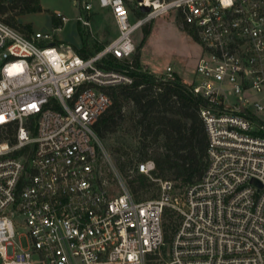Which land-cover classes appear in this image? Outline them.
Returning <instances> with one entry per match:
<instances>
[{
  "label": "built area",
  "instance_id": "obj_1",
  "mask_svg": "<svg viewBox=\"0 0 264 264\" xmlns=\"http://www.w3.org/2000/svg\"><path fill=\"white\" fill-rule=\"evenodd\" d=\"M78 8L88 31L108 11L115 37L75 50L0 19V264H155L165 211L177 223L166 264H264V0H142L139 16L125 0ZM170 13L200 47L185 84L207 135L206 169L181 192L151 160L123 174L96 132L111 91L132 84L136 32ZM134 174L158 183L156 198L135 200Z\"/></svg>",
  "mask_w": 264,
  "mask_h": 264
},
{
  "label": "trees",
  "instance_id": "obj_2",
  "mask_svg": "<svg viewBox=\"0 0 264 264\" xmlns=\"http://www.w3.org/2000/svg\"><path fill=\"white\" fill-rule=\"evenodd\" d=\"M78 2L81 3L82 0ZM41 12L43 9L40 0H0V19L18 31L26 27L17 22L18 17ZM53 16L55 17L54 14ZM146 37L148 32L144 31V38ZM82 45L88 47L87 41L82 40ZM101 47L102 45L99 46ZM138 59L139 53L136 52L131 72L132 84L111 91L113 104L98 122L96 132L101 137L107 129H113L114 124L107 120V115L115 107L120 108L122 102L130 101L136 117L132 128L140 130L142 141L139 161H153L156 177L165 178L172 173L187 185L193 184L201 179L207 166V135L199 115L204 102L177 75L163 81L161 76L143 71ZM149 148L150 154L147 152ZM126 167L125 164H120L122 172H125ZM128 185L136 201L144 199V194L151 186L148 179L139 174H134ZM176 228V220L169 211H165L163 247L169 245ZM156 256L151 259L156 260Z\"/></svg>",
  "mask_w": 264,
  "mask_h": 264
},
{
  "label": "rangeland",
  "instance_id": "obj_3",
  "mask_svg": "<svg viewBox=\"0 0 264 264\" xmlns=\"http://www.w3.org/2000/svg\"><path fill=\"white\" fill-rule=\"evenodd\" d=\"M127 7L136 13V6L142 0H125ZM169 1V0H160ZM78 0H40L43 8L42 13L31 14L25 19L30 22L27 26L19 31L25 36H30L34 32L51 34L52 42L57 44L70 45L77 50L82 45V40H86L93 48L99 47L109 42L115 37L117 31L108 11H99L91 15V27L88 30L76 21L80 12ZM53 14H60L67 19V22L60 25L59 21ZM139 16V15H137ZM55 19V25H53ZM24 26V25H23ZM60 27L59 31L55 28ZM144 31L148 32V37L144 38ZM182 29L178 27L176 16L173 13L160 16L143 25L134 36L136 44V52L139 53V65L143 71L154 72L161 71L170 66L175 75L188 82L191 81L196 59L200 54V47L194 44ZM136 54V53H135ZM135 59V55L133 61ZM144 63V65H143ZM148 68H146V67ZM135 109L129 101L122 102L120 108L115 107L107 116V120H111L114 124L113 129H107L101 135V140L107 152L113 159L116 166L120 169V164H125L127 168H133L140 160V147L142 145L140 130H134L132 126L136 121ZM148 154L151 148L148 149ZM121 171V170H120ZM122 172V171H121ZM124 174V172H122ZM157 180H168L172 182L177 192H181L187 185L182 179H177L170 173L165 178L156 177ZM151 184L144 199H153L158 195V183L148 180ZM153 197V198H152ZM21 233H24L21 231ZM15 242L22 249L27 248V242L24 237H17ZM160 253L157 254L155 264H166L168 256L166 254L168 246L162 247ZM34 264H37L36 259Z\"/></svg>",
  "mask_w": 264,
  "mask_h": 264
},
{
  "label": "crops",
  "instance_id": "obj_4",
  "mask_svg": "<svg viewBox=\"0 0 264 264\" xmlns=\"http://www.w3.org/2000/svg\"><path fill=\"white\" fill-rule=\"evenodd\" d=\"M43 9V8H42ZM44 11V10H43ZM42 13V12H41ZM29 15H31V14H28V15H23V16H20V17H18L17 18V22L19 23V24H21V25H24V26H30L31 27V25H30V22L29 21H27L26 19H25V17H27V16H29ZM186 37H188V36H186ZM189 38V37H188ZM190 39V38H189ZM191 40V39H190ZM192 41V40H191ZM193 42V41H192ZM194 44H196L195 42H193ZM143 65H144V63H143ZM146 67V66H145ZM147 68V67H146ZM148 69V68H147ZM163 72H164V69L163 70H161V71H152V72H150V73H153V74H155V75H161V74H163ZM184 83H187V81L186 80H184Z\"/></svg>",
  "mask_w": 264,
  "mask_h": 264
},
{
  "label": "water",
  "instance_id": "obj_5",
  "mask_svg": "<svg viewBox=\"0 0 264 264\" xmlns=\"http://www.w3.org/2000/svg\"><path fill=\"white\" fill-rule=\"evenodd\" d=\"M140 11H141L142 13H146V12L149 11V9L146 8V7H142V8H140Z\"/></svg>",
  "mask_w": 264,
  "mask_h": 264
},
{
  "label": "bare ground",
  "instance_id": "obj_6",
  "mask_svg": "<svg viewBox=\"0 0 264 264\" xmlns=\"http://www.w3.org/2000/svg\"><path fill=\"white\" fill-rule=\"evenodd\" d=\"M146 1H149V0H146ZM153 4L155 5V8H157V7H158L156 2H154Z\"/></svg>",
  "mask_w": 264,
  "mask_h": 264
}]
</instances>
